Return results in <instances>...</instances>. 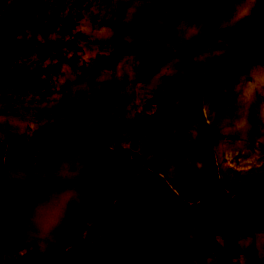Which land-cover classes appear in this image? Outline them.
Masks as SVG:
<instances>
[{
  "label": "rangeland",
  "instance_id": "rangeland-1",
  "mask_svg": "<svg viewBox=\"0 0 264 264\" xmlns=\"http://www.w3.org/2000/svg\"><path fill=\"white\" fill-rule=\"evenodd\" d=\"M33 213L62 220L46 257ZM264 0H0V264H261Z\"/></svg>",
  "mask_w": 264,
  "mask_h": 264
},
{
  "label": "clouds",
  "instance_id": "clouds-1",
  "mask_svg": "<svg viewBox=\"0 0 264 264\" xmlns=\"http://www.w3.org/2000/svg\"><path fill=\"white\" fill-rule=\"evenodd\" d=\"M62 220L55 223L49 222L38 213H33L32 218L22 225L21 239L29 250L38 257H46L51 252L58 250L63 242L60 233ZM261 264H264V245L260 248Z\"/></svg>",
  "mask_w": 264,
  "mask_h": 264
}]
</instances>
